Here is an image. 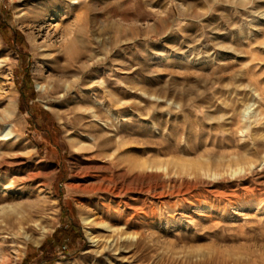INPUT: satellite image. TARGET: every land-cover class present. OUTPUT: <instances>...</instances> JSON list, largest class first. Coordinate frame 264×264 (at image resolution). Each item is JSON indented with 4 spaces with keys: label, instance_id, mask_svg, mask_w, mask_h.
I'll list each match as a JSON object with an SVG mask.
<instances>
[{
    "label": "rangeland",
    "instance_id": "374dc122",
    "mask_svg": "<svg viewBox=\"0 0 264 264\" xmlns=\"http://www.w3.org/2000/svg\"><path fill=\"white\" fill-rule=\"evenodd\" d=\"M0 244L264 264V0H0Z\"/></svg>",
    "mask_w": 264,
    "mask_h": 264
},
{
    "label": "bare ground",
    "instance_id": "6f19581e",
    "mask_svg": "<svg viewBox=\"0 0 264 264\" xmlns=\"http://www.w3.org/2000/svg\"><path fill=\"white\" fill-rule=\"evenodd\" d=\"M57 24H58V22H53L51 24V26L53 27L54 25L56 26ZM10 114H11V112H10ZM8 115H9V113H8ZM5 126H6V124L3 123V126L1 127L2 133L4 135H5ZM28 176L31 177V175H28ZM5 218L7 219V223H10L12 225V227H14V228L16 227V230L14 229V231H13L15 233V236H13V240L20 238L21 237V223L23 222L24 218L19 216V215H15L14 213H12L10 211H7L5 213ZM8 226H10V225H8ZM92 238H94V237H92ZM1 240L5 241V239H3V238ZM4 248H5L4 244H0V256L3 258V261L1 264H6L7 260L9 259L6 257V260H5V249Z\"/></svg>",
    "mask_w": 264,
    "mask_h": 264
},
{
    "label": "trees",
    "instance_id": "16d2710c",
    "mask_svg": "<svg viewBox=\"0 0 264 264\" xmlns=\"http://www.w3.org/2000/svg\"><path fill=\"white\" fill-rule=\"evenodd\" d=\"M2 24V23H1ZM3 25V24H2Z\"/></svg>",
    "mask_w": 264,
    "mask_h": 264
}]
</instances>
